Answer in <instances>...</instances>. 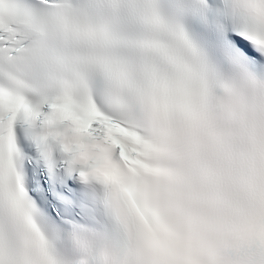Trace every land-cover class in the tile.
<instances>
[{
	"label": "snow or ice",
	"instance_id": "obj_1",
	"mask_svg": "<svg viewBox=\"0 0 264 264\" xmlns=\"http://www.w3.org/2000/svg\"><path fill=\"white\" fill-rule=\"evenodd\" d=\"M229 122L264 163V0H0V264H169Z\"/></svg>",
	"mask_w": 264,
	"mask_h": 264
},
{
	"label": "clouds",
	"instance_id": "obj_2",
	"mask_svg": "<svg viewBox=\"0 0 264 264\" xmlns=\"http://www.w3.org/2000/svg\"><path fill=\"white\" fill-rule=\"evenodd\" d=\"M188 176L182 237L165 249L169 264H261L253 249L264 228V163L249 130L227 123L222 143L194 156ZM144 259L129 255L127 264Z\"/></svg>",
	"mask_w": 264,
	"mask_h": 264
}]
</instances>
